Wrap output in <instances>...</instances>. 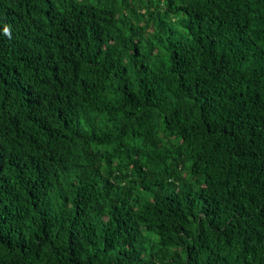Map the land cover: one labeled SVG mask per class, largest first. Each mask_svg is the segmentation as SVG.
Returning <instances> with one entry per match:
<instances>
[{"label":"trees","instance_id":"obj_1","mask_svg":"<svg viewBox=\"0 0 264 264\" xmlns=\"http://www.w3.org/2000/svg\"><path fill=\"white\" fill-rule=\"evenodd\" d=\"M0 264H264V0H0Z\"/></svg>","mask_w":264,"mask_h":264}]
</instances>
